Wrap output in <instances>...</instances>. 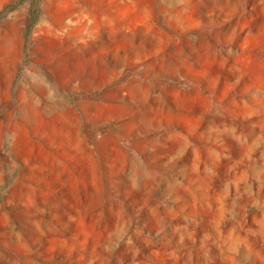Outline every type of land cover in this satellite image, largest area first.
I'll return each mask as SVG.
<instances>
[{
    "label": "rangeland",
    "instance_id": "rangeland-1",
    "mask_svg": "<svg viewBox=\"0 0 264 264\" xmlns=\"http://www.w3.org/2000/svg\"><path fill=\"white\" fill-rule=\"evenodd\" d=\"M0 264H264V0H0Z\"/></svg>",
    "mask_w": 264,
    "mask_h": 264
}]
</instances>
